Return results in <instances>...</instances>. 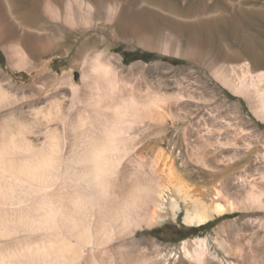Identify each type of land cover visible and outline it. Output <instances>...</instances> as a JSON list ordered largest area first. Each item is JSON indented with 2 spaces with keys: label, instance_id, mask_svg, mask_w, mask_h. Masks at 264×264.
Segmentation results:
<instances>
[{
  "label": "bare ground",
  "instance_id": "6f19581e",
  "mask_svg": "<svg viewBox=\"0 0 264 264\" xmlns=\"http://www.w3.org/2000/svg\"><path fill=\"white\" fill-rule=\"evenodd\" d=\"M35 2L55 28L24 32L0 0V46L13 68L35 72L28 85L13 89V76L0 66V264H156L138 233L171 213L177 217L183 202L186 222L197 225L235 210L264 212V173L256 176L264 169V135L248 131L256 141L249 136L244 146L237 143L247 133L242 114L235 126L240 135L228 139L226 131L237 123L217 107L207 115L203 93L184 81L174 91L143 75L134 81L121 58L107 51L84 54L80 47L62 71L38 62L37 56L69 40L75 27L121 21V3ZM64 53L71 55L72 48ZM240 71L213 73L264 121V71L249 64ZM170 118L187 123L184 168L199 165L214 176L250 158L259 144L256 156L233 179L199 186L181 172L175 150L145 142L146 127ZM150 147L152 155L146 153ZM247 219L255 237L238 228L233 239L226 233L230 222H224L212 238L185 240L183 252L206 264L218 258L214 241L227 257L236 255L229 264H264V215Z\"/></svg>",
  "mask_w": 264,
  "mask_h": 264
},
{
  "label": "rangeland",
  "instance_id": "374dc122",
  "mask_svg": "<svg viewBox=\"0 0 264 264\" xmlns=\"http://www.w3.org/2000/svg\"><path fill=\"white\" fill-rule=\"evenodd\" d=\"M55 1L62 6L66 2ZM5 2L9 20L24 32L42 31L56 24L42 14L35 0ZM93 2L101 5L121 3L124 16L118 22L102 21L103 24L100 21L93 22L92 25L90 23L75 27L73 34L68 32L71 36L69 40L65 43L58 42L59 47L53 52L37 56L38 62L50 61L54 72L62 71L69 65L80 47L84 54L95 50L107 51L121 58L122 67L130 79H135L134 81H139L138 79L141 81L144 76L155 82L162 80L167 83L170 91L177 90L180 81L181 83L184 81V84L195 88V93H203L209 99L203 106L206 108V114L217 107L221 116H225V120L232 124L239 123L233 126L234 130L226 131L228 139H235L240 135L237 128L243 121L248 133L245 135L248 136L243 138L245 135L241 134L238 140L236 139L237 143L242 142L239 144L244 146L251 141V137L255 140L251 134L253 132L255 135H264V121L252 111L248 101L237 95L213 73L217 68H225L228 71L235 68L241 72L244 64L251 65L256 72L264 71V0H93ZM56 36L58 40L59 36ZM68 48H72L71 55L64 53ZM0 66L6 77L13 76V89L28 85L35 75V72L30 73L27 69L13 68L1 46ZM194 104L193 101L192 105ZM237 114L239 116L242 114V118L246 120L241 121ZM164 123L146 127L143 133L146 137L145 142L150 146L159 143V146H164L169 151L175 150V155L179 159L178 166L182 168L181 172L202 187L211 188L215 182L226 177L233 179L236 173L256 156L258 150L259 144L255 145L256 149L250 158L233 164L220 175L212 176L199 165L187 166L185 169L182 131L187 123L173 122L171 118ZM146 153L153 154L151 147ZM256 172L258 177L261 172L264 173V169ZM210 195V191H207L205 199L210 200ZM251 215H264V212L258 210L247 213L235 210L202 225L189 224L185 219L186 206L183 202V208L177 217L171 213L162 223L140 230L138 239L157 260L156 264H196L183 252L182 244L185 240L198 237L212 238L216 236V228L224 222H230L226 227V233L233 239L241 228L249 237H255L251 226L246 223ZM211 247L212 251L218 253V260L211 259L206 264H229L230 261H236V255L227 257L214 241Z\"/></svg>",
  "mask_w": 264,
  "mask_h": 264
}]
</instances>
